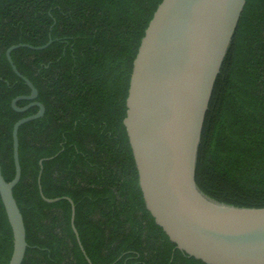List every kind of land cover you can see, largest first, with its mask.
Instances as JSON below:
<instances>
[{"label":"trees","instance_id":"trees-1","mask_svg":"<svg viewBox=\"0 0 264 264\" xmlns=\"http://www.w3.org/2000/svg\"><path fill=\"white\" fill-rule=\"evenodd\" d=\"M161 0H0V168L14 176L11 108L37 90L42 117L18 128L13 197L25 227L21 264H204L175 248L144 207L123 119L132 61ZM31 101L19 100L18 107ZM197 188L264 207V0H246L215 80L195 162ZM48 199L59 198L47 203ZM74 206L73 226L70 223ZM12 233L0 199V264Z\"/></svg>","mask_w":264,"mask_h":264},{"label":"water","instance_id":"water-1","mask_svg":"<svg viewBox=\"0 0 264 264\" xmlns=\"http://www.w3.org/2000/svg\"><path fill=\"white\" fill-rule=\"evenodd\" d=\"M246 0H161L149 20L132 61L125 117L122 121L143 204L152 221L175 248L204 264H264V207L239 208L218 203L195 183V162L201 131L215 80L236 30ZM5 56L13 73L29 88L11 108L38 111L12 127L14 176L5 181L0 168V199L12 233L7 264H21L27 248L22 215L13 197L20 179L18 128L41 117L44 107L30 102L37 91ZM47 203L59 198L48 199ZM66 198V197H65ZM70 223L73 226L74 206ZM80 249L88 264H92Z\"/></svg>","mask_w":264,"mask_h":264},{"label":"flooded vegetation","instance_id":"flooded-vegetation-1","mask_svg":"<svg viewBox=\"0 0 264 264\" xmlns=\"http://www.w3.org/2000/svg\"><path fill=\"white\" fill-rule=\"evenodd\" d=\"M36 91H37V90H36ZM34 101H35V102H38V101H37V97H36L34 100H32L31 102H34ZM38 103H39V102H38ZM34 107L37 108V110H36V112H37V111H38V107H37V106H34ZM36 112H35V113H36ZM35 113H34V114H35ZM42 116H43V115H42ZM42 116H41V117H42Z\"/></svg>","mask_w":264,"mask_h":264}]
</instances>
